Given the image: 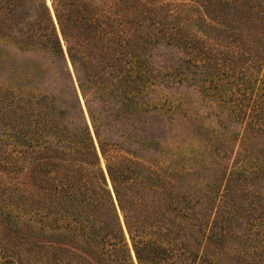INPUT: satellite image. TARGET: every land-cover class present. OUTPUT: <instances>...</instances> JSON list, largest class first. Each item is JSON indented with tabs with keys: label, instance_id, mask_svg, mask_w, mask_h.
I'll use <instances>...</instances> for the list:
<instances>
[{
	"label": "trees",
	"instance_id": "trees-1",
	"mask_svg": "<svg viewBox=\"0 0 264 264\" xmlns=\"http://www.w3.org/2000/svg\"><path fill=\"white\" fill-rule=\"evenodd\" d=\"M51 1L54 13L46 0H0V45L9 51L0 48V112L7 119L10 146L3 168L7 198L0 208L2 263L23 264L13 254L21 248L29 264H134L132 250L138 264H215L210 255H200L196 233L190 240V234L162 231L160 222L145 221L140 200L159 189L161 184L154 181L161 176L141 174L134 160L120 161L113 145L103 141L100 117L92 108L95 102L103 104L104 94L117 90L122 105L138 104L142 87L136 85L133 62L116 54V47L124 48L130 38L116 32L111 20L129 14L152 19L154 2L119 0L117 12L103 23L97 0ZM234 1L194 0L203 20L207 15L213 20L215 10L226 14L224 7ZM118 6L126 10L120 12ZM15 56L21 61L15 62ZM202 58L207 59L205 54ZM218 235L213 231L205 238L214 251L227 239Z\"/></svg>",
	"mask_w": 264,
	"mask_h": 264
},
{
	"label": "rangeland",
	"instance_id": "rangeland-1",
	"mask_svg": "<svg viewBox=\"0 0 264 264\" xmlns=\"http://www.w3.org/2000/svg\"><path fill=\"white\" fill-rule=\"evenodd\" d=\"M150 1L152 19L112 16L115 31L130 38L116 54L133 62L142 93L134 107L122 105L120 90L92 104L103 141L120 161L138 162L134 169L141 174L161 176L154 181L159 189L140 200L146 222L190 234V240L196 233L200 255H210L215 264H264V172L254 174L264 167V0L234 1L224 7L228 15L212 11L213 20L200 17L194 0ZM46 3L53 12L52 1ZM118 3L96 1L103 23ZM63 47L100 152L64 42ZM1 112L0 208L7 198L3 168L10 152ZM101 167L113 192L103 156ZM213 231L227 237L220 250L205 241ZM13 251L29 264L26 251ZM132 258L138 264L133 250Z\"/></svg>",
	"mask_w": 264,
	"mask_h": 264
},
{
	"label": "water",
	"instance_id": "water-1",
	"mask_svg": "<svg viewBox=\"0 0 264 264\" xmlns=\"http://www.w3.org/2000/svg\"><path fill=\"white\" fill-rule=\"evenodd\" d=\"M54 18H55V15H54Z\"/></svg>",
	"mask_w": 264,
	"mask_h": 264
}]
</instances>
